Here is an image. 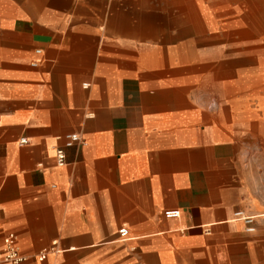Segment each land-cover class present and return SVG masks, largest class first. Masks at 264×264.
Listing matches in <instances>:
<instances>
[{
    "label": "crops",
    "instance_id": "crops-1",
    "mask_svg": "<svg viewBox=\"0 0 264 264\" xmlns=\"http://www.w3.org/2000/svg\"><path fill=\"white\" fill-rule=\"evenodd\" d=\"M26 4L0 0V245L13 232L26 264H264V112L193 103L166 57L123 39L150 26H48ZM179 4L193 20L206 3Z\"/></svg>",
    "mask_w": 264,
    "mask_h": 264
},
{
    "label": "rangeland",
    "instance_id": "rangeland-1",
    "mask_svg": "<svg viewBox=\"0 0 264 264\" xmlns=\"http://www.w3.org/2000/svg\"><path fill=\"white\" fill-rule=\"evenodd\" d=\"M152 1L123 0L115 4L114 0H97L98 3L88 4L74 0L73 4H51L47 0H27L26 6L28 12L36 10L42 14L43 23L48 26H96L124 31L140 23L150 26L143 29L145 35H124L123 39H132L135 51L155 47V54L166 57L162 63L169 67V75L182 80V89L193 103L210 110L232 106L264 112V68H259L264 61H258L259 56L264 59L263 0H252L253 8L249 0H203L205 9L195 4L186 8L193 20L190 16L184 19V5L179 4L184 0ZM51 12L60 18L53 19ZM143 17L150 19L142 22ZM28 21L34 23L31 16ZM217 49L221 50L219 56ZM260 142L256 138L253 143L255 154H259L260 146L264 152V143Z\"/></svg>",
    "mask_w": 264,
    "mask_h": 264
},
{
    "label": "built area",
    "instance_id": "built-area-1",
    "mask_svg": "<svg viewBox=\"0 0 264 264\" xmlns=\"http://www.w3.org/2000/svg\"><path fill=\"white\" fill-rule=\"evenodd\" d=\"M38 52V49L35 50ZM62 146L55 147L53 151V156L55 158V162L57 165H62L65 163L64 160V152L63 147H69L75 143H80L81 138L75 132L65 133L61 137ZM27 143V139L25 137H21L18 139V144L23 145ZM163 215L166 218H176L180 215V209H166L163 211ZM235 215L244 219V221L249 225L252 222V217L243 215L242 211H236ZM248 230H253L252 226L247 227ZM117 234L120 238L126 237L127 229L125 227H120L117 229ZM46 249H41L36 254V259L38 261H42L46 256ZM0 264H26V257L19 252L18 246L15 241V235L13 232H6L2 239L0 245Z\"/></svg>",
    "mask_w": 264,
    "mask_h": 264
},
{
    "label": "bare ground",
    "instance_id": "bare-ground-1",
    "mask_svg": "<svg viewBox=\"0 0 264 264\" xmlns=\"http://www.w3.org/2000/svg\"><path fill=\"white\" fill-rule=\"evenodd\" d=\"M257 2V1H256ZM254 1H252V0H249V4L251 5V7L253 8V5H254ZM261 3V2H260ZM259 8V7H258ZM254 10L255 11H257V9L256 8H254ZM263 11V10H262ZM264 12V11H263ZM257 13V12H256ZM258 14V13H257ZM263 16V15H262Z\"/></svg>",
    "mask_w": 264,
    "mask_h": 264
}]
</instances>
